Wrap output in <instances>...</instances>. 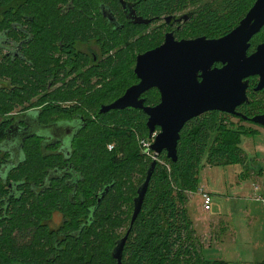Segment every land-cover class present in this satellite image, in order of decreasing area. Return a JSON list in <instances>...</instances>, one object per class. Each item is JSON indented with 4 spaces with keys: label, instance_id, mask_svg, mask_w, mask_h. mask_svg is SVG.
Instances as JSON below:
<instances>
[{
    "label": "trees",
    "instance_id": "trees-1",
    "mask_svg": "<svg viewBox=\"0 0 264 264\" xmlns=\"http://www.w3.org/2000/svg\"><path fill=\"white\" fill-rule=\"evenodd\" d=\"M67 1L0 0V78L7 75L14 84L0 86V94L13 99L15 94L23 96L24 91L34 90L36 86V90L44 88L40 94L41 108L35 111L33 101L28 100L29 107L13 116L8 114L13 108L11 103L0 101V206L5 212L0 216V264H117L112 251L121 237H116L114 230L132 219L133 199L152 163L129 144L140 136L149 140L145 136L149 132L148 116L137 109L101 113L100 108L116 98L117 87L125 85L121 80L124 76L136 78L135 55L119 47L129 46L131 42L132 48L140 44L143 52L155 40L147 44L144 42L148 38L143 41L141 37L132 42L144 24L107 35L82 13L61 14L59 3ZM107 1L120 7L119 0ZM128 1H134L136 11L146 18L168 15L187 3V0ZM95 2L74 0V4L86 10L92 9ZM255 2L227 0L226 9L211 6L200 9V18L222 36L238 25ZM22 13L35 14L34 21H25ZM197 13L195 10L193 21ZM17 20L25 21L26 29L36 33L34 38L26 34L20 56L14 53L19 37L15 30ZM60 37L70 56L79 41L99 42L108 49L107 53L118 48L116 55L94 67L95 74L103 80L98 94H87L86 76L68 80V74L64 73L63 78L58 61L56 73L60 76H53L55 69L50 63L54 52L49 44L57 43ZM51 77H54L52 87L61 84L52 91ZM255 80L253 77L251 82ZM248 91L251 97L256 94L253 88ZM149 94L147 102L157 103ZM251 97L250 102L238 108L247 117L258 110ZM73 101L77 102L64 106ZM29 109L34 113L27 114ZM96 109L99 119L111 116L108 121L102 117L103 126L92 114ZM223 115L227 114L209 111L186 123L178 142L176 161L168 158L165 151L159 155L141 212L127 226L130 231L122 264H226L223 260L207 258L202 252L199 256L186 195L198 191L204 160L215 166L242 164L246 160L240 145L241 126H226L221 119ZM27 118L35 120L29 123ZM62 120L81 122L79 129L65 141H61L64 132L53 137L47 129L36 130ZM26 124L29 126H23ZM113 140H119V147ZM135 162L144 163L145 170L143 176H138L142 177L138 186L130 189L123 175ZM10 185L22 194L11 195ZM108 186L107 194L102 197ZM55 213H62L61 225L51 222Z\"/></svg>",
    "mask_w": 264,
    "mask_h": 264
},
{
    "label": "water",
    "instance_id": "water-1",
    "mask_svg": "<svg viewBox=\"0 0 264 264\" xmlns=\"http://www.w3.org/2000/svg\"><path fill=\"white\" fill-rule=\"evenodd\" d=\"M136 23H149L127 11ZM188 19L189 15L179 18ZM264 28V0H256L246 16L229 33L220 38L206 36L196 39L176 40L168 34L165 43L137 57L135 73L140 82L109 105H103L101 113L128 108L140 109L148 116L147 127L154 137L151 150L158 156L164 151L173 161L178 158V142L181 132L190 120L209 111H221L248 119L238 108L249 101L250 77H259L255 91H264V42L250 53L251 40ZM222 63L221 69L213 65ZM201 73V74H200ZM157 88L162 94L159 104H145L142 94ZM264 126V113L251 119ZM40 126L36 130L65 132L70 126ZM37 126V125H36ZM79 129L80 126H74ZM75 132V131H74ZM157 161H152L145 182L139 186L134 198L131 224L139 215L150 185ZM109 190L101 193L104 197ZM112 251L117 264H122L128 233Z\"/></svg>",
    "mask_w": 264,
    "mask_h": 264
},
{
    "label": "flooded vegetation",
    "instance_id": "flooded-vegetation-1",
    "mask_svg": "<svg viewBox=\"0 0 264 264\" xmlns=\"http://www.w3.org/2000/svg\"><path fill=\"white\" fill-rule=\"evenodd\" d=\"M119 2H120V7H116L115 4H111L107 0H96L95 5L90 10L84 9L82 7V5H80V4L79 5L74 4V0H69L65 3H59L61 14L66 15V16H68V15L71 16V11H74L77 13H82L93 24L101 27L102 30H104L107 33V35L110 33L114 34L115 31H117V30L120 32L124 31L126 29V27H129L131 25H138V24L143 25L144 24L145 27L142 28V30H140L139 33H137L138 37L135 38V41L141 37L142 38H145V37L148 38L151 36H152L151 40H155L154 43H150L149 45L145 46L144 51L138 52V54H135V52L140 51L139 46L138 47L133 46V48H132L131 42L128 43L129 46L123 45V46L119 47V49L125 48V51H130L132 55H135V63L133 66V71H134V74L136 76V78H135L136 81L134 83H131V85H129L128 87H126L125 90L122 92V94L117 96L109 104L113 103L114 101L119 99L121 96H123L131 86L136 85L140 82V79L138 78V76L135 73L138 55L144 54L147 51H151V50H154V49L162 46L165 43L168 34L173 33L174 38L178 41L182 40V39H196V38H200V37H204V36H206L209 39L220 38V37L224 36V35L219 36V37H209L208 35H202V36L195 35L194 36V33H193L194 31H192V28H190V30H184V28L186 27V26L184 27V25H186L187 23L192 21V18L194 16V12H189V13H184V14H177V13L173 12V13H170L168 15H160V16H154L151 18H146V17L140 15L136 11V8H135L136 4L134 1L132 2V1H128V0H119ZM128 10L134 11L136 13L137 17H143L145 20L149 21V23L133 22L131 20V16L127 12ZM190 13H193V15L191 16ZM185 15H189V18L188 19L183 18L181 21H179V18L183 17ZM21 17L25 21L27 20V21L33 22L35 14L32 13V15H31V13H22ZM25 21H22V20L15 21L16 22L15 23V28H16L15 30L19 34V37L16 40V45H17V47L15 49L16 52L14 51L16 56H20L21 44H22V42L25 41V37H28V36H26V34L32 35L33 38L36 37V33L31 28L30 29L32 31L29 28H28L29 30L26 29L25 26H27V25L24 24ZM152 26H154V27L150 28ZM188 31L191 34L190 36H187L185 34V32H188ZM148 33H150L151 35L148 36ZM60 39L61 40L57 41V43L54 42L51 45L49 44V48H51L52 51L54 52V55L52 56V60L50 63V67H54V69H55L54 70L55 73L53 74V76L62 75L64 78L65 77L64 73H66L69 76L68 80L74 79V78L80 77V76H86L89 79V86H88L89 90L87 91V94H91V93L93 95L98 94V91L103 88V84H102L103 80L100 79V77L95 74L94 67L98 66L99 63L110 58L111 57L110 55H116L117 51L115 52V49H112V50H110L109 53H107L108 49L106 47H102V45L99 42L98 43H84V42L79 41L74 47L75 51H74L73 55L70 56L69 53L65 52V49L62 47V39L63 38L60 37ZM252 40H251V45H252ZM257 46H256V48H257ZM82 47H85V48H82ZM256 48L253 49V51H255ZM129 49H131V50H129ZM253 51L251 50L250 53H252ZM57 61L60 64V65H58L60 68V71H61L60 75H57V73H56V71L58 69L56 67ZM222 67H223V64L218 63V62H216L213 65V69H215V68L221 69ZM110 78L111 77H108L107 79H110ZM252 78L253 77L249 78V80H250L249 89L253 88V92H256V94H258V92L255 91V88L259 82V77H254V78H256V80H255L256 83H255V81L253 83L251 82ZM53 79H54V77H51L49 79V85H50L49 88L51 89V91L55 90L56 88L61 86V84L59 83V84H56L54 87H52ZM154 91L158 92L160 100L155 104L148 103L146 97L148 96L149 93H150L149 95H151ZM248 93H249V91H248ZM260 93L264 94V91H261ZM251 94H254V93H251ZM250 97L251 96H249V100H250ZM142 98L145 99L146 105L155 106V105L160 103L161 98H162V94H161L160 90H158L157 88H152V89L146 91L145 93H143ZM76 102L77 101H75V103ZM248 102H250V101H248ZM109 104H102V107H103V105H109ZM64 106H71V105L69 103H67V104H64ZM128 109H134V108H128ZM124 110H126V109H124ZM137 110H140V109H137ZM252 118H253V116L248 117V119H245V120L246 121L249 120V122H253L251 120ZM29 119H30L29 123L31 122V120H35V118H27L25 120L27 121ZM81 119L84 120V118L82 116H81ZM63 122H65V123L59 124L58 126H70V127L66 128L64 133L61 132V133H63L62 134L63 137H62L61 141H65L67 138H69L70 135H72L74 133V131L76 130V128L74 126H80L81 125V122H79V124L78 123L76 124V121H68V120H62L59 122H54V123H50V124H46V125L53 126V125H57V123H63ZM257 125H259V124H257ZM19 126H22V125H19ZM23 126H29V125L26 124ZM50 133L52 134L51 136H53V137H56L59 135V132H52L51 131ZM16 190L17 189L12 188V186H11V188H10L11 195L15 196V194L21 193L20 191H17V193H16ZM0 209H1L0 210V216H4L5 212H4V210H2L3 208L1 206H0ZM62 217H63L62 213H55L51 222L52 223L53 222L62 223L61 222Z\"/></svg>",
    "mask_w": 264,
    "mask_h": 264
},
{
    "label": "rangeland",
    "instance_id": "rangeland-1",
    "mask_svg": "<svg viewBox=\"0 0 264 264\" xmlns=\"http://www.w3.org/2000/svg\"><path fill=\"white\" fill-rule=\"evenodd\" d=\"M185 2H187L185 6H178L176 8V11L174 10L175 13L184 14V13L194 12L195 10L198 13H197L194 21L192 20L193 22L191 21V22L187 23L186 25H184V27L186 26L185 28L183 27L184 30H190V28H192V31H194L193 32L194 36L195 35H200V36L208 35L209 37H219L220 35L217 32H215L213 29H211L208 25L203 24L204 21H201V18H200L201 13L199 11H201L200 9H205L206 7H210V6L213 8L226 9L227 8L226 7L227 0H187ZM190 14H191V16L193 15V13H190ZM246 14H245V16H246ZM153 27L154 26H152L150 28H153ZM185 34L187 36L191 35L189 33V31L185 32ZM150 35L151 34L148 33V36H150ZM136 37H138V34H136V36L132 39V42L135 41ZM142 39H143V41L145 40L144 38H142ZM151 39H152L151 37H148V39H146L145 43H149L151 41ZM263 42H264V28L261 31V33L260 34L258 33L256 38L253 39L251 49H254L259 43H263ZM138 46H140V44ZM82 48H85V47H82ZM117 50H118V48L115 49V52ZM138 52H140V51H136L135 54H138ZM121 80L125 81V85H123V87H121V88L117 87L120 90L118 89L119 92L115 93L114 97L121 95L126 87H128L129 85H131V83H134L136 81L135 78L131 79L130 77H126V76H124ZM12 85H14V84L7 75L0 78V86H7V87L9 86L10 87ZM36 88H37V86L35 87L34 90L24 91L25 93L23 96H19V95L15 94L13 99L12 98L8 99L9 96L3 95L1 93L0 94V101H4L5 104L7 101H9L11 103L13 108L8 110L9 111L8 114H11L13 116H17V114H21V112H23L25 110V108L29 107L28 100L33 101V105L35 106L33 110L35 111V110H37L36 108H41V105H40L41 95L40 94L44 90V88H40L37 90H36ZM257 92H258V94L252 95V97H251V101L253 102V104L254 105L256 104V106H258V110H255L256 113L252 114L253 117L256 116L257 114H260V110H263V113H264V94L260 93L261 91H257ZM151 98L153 99V102H158L160 100L158 92H155V91L151 94ZM73 104H75V101L70 103V105H73ZM105 104H107V103H105ZM152 104H155V103H152ZM98 112H99V109L98 110L96 109V111H93L92 114H93L94 118L96 117V121L99 123V125L103 126V118L104 117L102 116L103 118L100 117V119H99L96 116ZM239 112H241L243 114V111H239ZM26 113L27 114H33L34 112L33 111L31 112V109H29V110H27ZM110 114L112 116H114L113 113H110ZM226 114L227 115H223L221 117V119L226 124V126H228V127L229 126H234V127L235 126H238V127L241 126V128H240L241 142L240 143H242L243 140L245 141V139L247 138L246 141H248V145L246 147H247L248 153L252 154L254 157L258 156L259 158L264 159V148H261V150H259V145H264V126L257 125L254 122H249V120L244 121L241 119V116H235V115H231L228 113H226ZM109 117H111V116H108L107 118H104V119L106 121H108L110 119ZM46 126H49V125H46ZM247 127H249V128H247ZM245 130H248L250 132L246 133ZM155 135H154V137L151 138L149 135V132L145 133V136L149 137V141H151L149 143L151 145L153 144ZM113 141L115 142V143L113 142V144L114 145L116 144L119 147V140H113ZM144 141H146V139L141 137V136L139 138H134V140H131L129 142L130 148L132 150L139 149L142 152L143 156L145 158H147L150 162L155 161V160L159 161L160 158L156 159L154 152L152 150H150V152L146 151V146H145V144H143ZM109 149H110V147H109ZM150 149H151V147H150ZM119 155L123 157L122 151L119 152ZM244 156H246V159L247 158L249 159V156H251V155H244ZM135 163H131L129 166V168H131V170L125 174L126 176L123 175V178H126V179H123L124 183L126 184L127 187L129 186L130 189H132L135 186L136 187L138 186V184L141 181L140 179L142 178V177L141 178H139V177L144 175V170H145L144 163H142V164H140V163L135 164ZM244 163L245 162H243L242 164H239V165L227 164V165H222V166H217V167H211V165H210V167H211V169H210L209 166L206 165V164H208V162H206V160L203 161V165L201 166L200 171H199V177L202 178V181H204L203 178L206 179L207 182L212 185L211 187H212L213 191H215V192L212 191V193H214L215 197H217V200H220V201H218V203H220L221 201L226 202V200H229V198H228L229 196H230V198L233 196V193H234L233 188H235L236 191L238 190V186H239L238 181L244 180V181H246L247 184H249V178H247V176H245L244 174L239 175L238 173H241L242 171L246 172V170H248V168L253 169L255 164L250 159L247 160V162L243 166ZM209 173H210V176H208L206 178L205 176L208 175ZM231 179H233V182H231ZM231 183H234V185H231ZM251 184H252V182H251ZM196 192L197 191L186 193L188 201H189L188 205L191 206V210H193V209L197 210L196 209L197 205H200V203L202 202V200H200L201 196L199 195L200 194L199 189H198V194ZM232 202L235 203L234 200H232ZM133 203H134V199H133ZM228 204H229V207H231V208L234 207V204L230 205V202ZM202 206H203V204H202ZM226 207H227V202L225 204V210H223V208H222V211H227ZM194 213H196V211H194L192 213V215ZM194 218H195V216H194ZM220 218L226 219L224 214H222L219 217V219ZM203 219L204 218L200 219L202 221V223L200 222L198 225L194 224L196 222V220L193 221V228H194L193 229V231H194L193 235H194V238H196V241H195L196 242V249L200 252L199 256H201L200 254L202 252L207 258H214L215 256L204 253L203 251H204L206 245L208 244V241H206V238H210L211 236H214L216 239L218 237L217 236L218 232H217V230L212 229V228H211V230H207L205 221L206 222H208V221L206 219L205 220H203ZM130 221H131L130 219H127V221L123 227L116 228L114 230L116 237L123 238L125 236V234L127 232V226L130 224ZM219 228H220V225H219ZM217 246H218V244H217ZM183 264H189V263L184 262Z\"/></svg>",
    "mask_w": 264,
    "mask_h": 264
},
{
    "label": "crops",
    "instance_id": "crops-1",
    "mask_svg": "<svg viewBox=\"0 0 264 264\" xmlns=\"http://www.w3.org/2000/svg\"><path fill=\"white\" fill-rule=\"evenodd\" d=\"M246 139L243 140L241 146L245 155L252 156H249V159L255 166L253 169L248 168L247 173L242 171L238 174L247 176L250 185L244 180L238 181V190L236 191L232 187L234 189L233 196L230 198L228 195L229 200H226L227 211H222V208L225 210L226 202L218 203L220 200H217V197L212 193V185L206 179L203 178L204 181H202V178L199 177V195L201 196L202 190L211 192L212 208L210 211H205L201 202L200 205H197V210L193 209L196 213L192 215L194 211L189 206L190 215L193 221L196 220L195 225L202 223L200 219L204 218L203 220L208 221H205L207 230L212 228L218 232L216 239L214 236L206 238L208 244L205 249L203 248V252L215 256L214 259L225 261L226 264H264V159L248 153L246 147L248 141ZM261 148H264V145H259V150ZM249 159L247 158L244 162L246 163ZM206 165L210 169L217 167L214 165L210 167V164ZM208 176L210 173L205 177ZM196 193L198 194V191ZM229 202L230 205L234 204L233 208L229 207ZM222 214L225 215L226 219H219Z\"/></svg>",
    "mask_w": 264,
    "mask_h": 264
},
{
    "label": "built area",
    "instance_id": "built-area-1",
    "mask_svg": "<svg viewBox=\"0 0 264 264\" xmlns=\"http://www.w3.org/2000/svg\"><path fill=\"white\" fill-rule=\"evenodd\" d=\"M149 142H151V141L146 140V141H144V143H143V144H145V146H146V151H147V152H150V150H151V149H150L151 144H150ZM109 147H110V149L112 148V146H109ZM154 155H155L156 159L159 158V155L157 156L155 153H154ZM201 197H202L203 209H204L205 211H210L211 208H212V203H213L212 195H211L209 192L202 190V191H201Z\"/></svg>",
    "mask_w": 264,
    "mask_h": 264
}]
</instances>
